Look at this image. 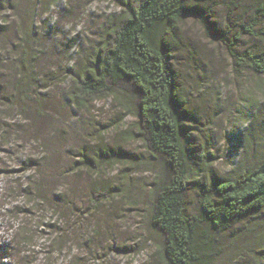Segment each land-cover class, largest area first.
Listing matches in <instances>:
<instances>
[{"label":"rangeland","instance_id":"obj_1","mask_svg":"<svg viewBox=\"0 0 264 264\" xmlns=\"http://www.w3.org/2000/svg\"><path fill=\"white\" fill-rule=\"evenodd\" d=\"M11 1L13 9L0 12L8 26L0 32V126H7L0 135V168L5 169L0 184L32 173L48 196L61 190L70 198L71 207L67 202L57 206L61 226L71 229L63 252L53 256L58 260L51 258L53 264H70L71 256L77 264H158L160 234L150 230L148 213L161 160L150 158L138 118L119 99L106 95L79 101V106L73 81L87 68L94 71L98 44L127 0ZM262 1L214 0L203 5L202 16L175 26L172 65L185 101L182 138L192 165L189 215L201 216L204 183L241 174L264 156V75L239 65L233 56L264 43L247 34L239 38ZM24 25L32 28L36 74L49 84L38 91L42 97L32 99L23 98L26 92L17 86ZM82 156L94 164L92 169L79 166ZM25 158L39 164L22 170ZM108 186H114L111 199L92 204L90 193ZM203 220L198 226L206 242L203 264H264V210L224 230ZM34 246L29 254L21 250L24 261L36 256L37 264H49L46 241Z\"/></svg>","mask_w":264,"mask_h":264},{"label":"trees","instance_id":"obj_2","mask_svg":"<svg viewBox=\"0 0 264 264\" xmlns=\"http://www.w3.org/2000/svg\"><path fill=\"white\" fill-rule=\"evenodd\" d=\"M212 1H125L98 44L94 71L87 68L84 75L73 79L79 106H82L79 101L88 103L106 95L119 99L121 107L138 118V132L150 158L161 160L160 170L154 173L153 203L148 213L150 230L160 234V242L155 247L158 264H203L206 242L201 240L200 217L212 228L224 230L264 210L263 156L241 174L204 183L199 193L201 216L189 215L187 211V181L192 165L182 138L185 101L172 65L176 42L174 29L188 17L202 16L203 5ZM12 5L11 0H0V12L13 9ZM254 9L250 14L251 22L239 30V38L247 34L264 39V24H261L264 1L257 2ZM6 20L4 16L0 17V32L8 27ZM20 33L17 86L26 92L23 98L42 97L38 91L49 84L35 71L37 53L31 37L32 28L24 25ZM233 56L239 65L249 66L264 75V43L249 46ZM125 94L135 100V107L128 103L130 100ZM2 127L4 130L0 135L4 136L7 126L1 125L0 129ZM85 159L82 156L83 165L79 166L92 169L94 164ZM34 160L37 159L25 158L22 170L39 164ZM3 171L5 169L0 168V177ZM113 189L114 186L97 188L90 193L91 203L99 205L110 200ZM50 195L43 192L39 179L32 173L24 179L12 178L0 184V264H37L36 256L27 261L23 256L34 251L39 240L47 243L49 264H53L51 258L54 255L63 252L64 237L71 228L66 230L61 226L63 218L59 216L61 210L57 206L59 202H67L69 207L73 204L61 190ZM88 211L91 209L87 208ZM57 256L53 257L56 261ZM75 258L71 256L68 262L77 264L79 261Z\"/></svg>","mask_w":264,"mask_h":264}]
</instances>
